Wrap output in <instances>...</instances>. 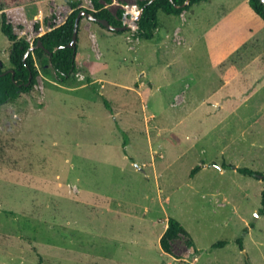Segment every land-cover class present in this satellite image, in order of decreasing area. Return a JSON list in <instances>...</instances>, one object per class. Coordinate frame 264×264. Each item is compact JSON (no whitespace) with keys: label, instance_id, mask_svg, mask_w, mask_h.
I'll use <instances>...</instances> for the list:
<instances>
[{"label":"rangeland","instance_id":"obj_1","mask_svg":"<svg viewBox=\"0 0 264 264\" xmlns=\"http://www.w3.org/2000/svg\"><path fill=\"white\" fill-rule=\"evenodd\" d=\"M73 1L91 7L0 6L33 47ZM143 1L99 0L129 31L102 30L96 58L78 47L66 85L36 61L32 91L0 107V264H264L263 183L235 170L264 175V22L247 0H207L160 13L145 41ZM9 50L0 32L4 68ZM170 218L188 235L167 254Z\"/></svg>","mask_w":264,"mask_h":264},{"label":"trees","instance_id":"obj_2","mask_svg":"<svg viewBox=\"0 0 264 264\" xmlns=\"http://www.w3.org/2000/svg\"><path fill=\"white\" fill-rule=\"evenodd\" d=\"M91 7L89 10L83 9L80 1H73L68 4L70 14L65 21L59 26L53 27L52 30L45 32L41 36L35 38L33 47L40 41L43 49L36 48L30 51L24 58L25 53L29 51L30 44L18 37L15 29L8 21L5 12L0 6V32L10 44L8 55L9 68H4L0 65V75L7 70H12L5 75L0 76V107L6 103L16 100L22 94H28L32 91L37 76L36 61H38L42 73L46 77H51L50 64L54 71L53 81L59 85H66L68 81L72 80L73 75L77 74L76 56H77V42L76 50L73 51L66 47L70 42L73 32L74 20L77 13L85 10L92 16L107 20L110 25L122 26L124 11H117L115 15L111 14L99 0H90ZM108 2V0H106ZM206 0H145L140 4L142 13L136 24V36L140 40L151 41L156 30L159 27L160 13L171 16H179L183 11L188 10L192 5L204 2ZM252 12L264 22V5L261 0H247ZM93 24H96L92 22ZM80 25V24H79ZM103 30L104 27L96 24ZM108 31V30H106ZM112 32L111 34H124L128 32ZM47 52H46V51ZM29 76H31L29 81ZM29 82V84H27ZM227 168L234 169L231 165ZM241 175L253 177L263 183L260 199V213L264 215V175L258 174L245 168L235 169ZM198 168L191 171L190 176H194ZM178 234L188 235L187 232L175 220L170 218L167 223V229L160 240V247L163 252L170 254L169 241L175 238ZM225 243L219 242L213 247L223 246ZM41 263V258L39 259Z\"/></svg>","mask_w":264,"mask_h":264},{"label":"water","instance_id":"obj_3","mask_svg":"<svg viewBox=\"0 0 264 264\" xmlns=\"http://www.w3.org/2000/svg\"><path fill=\"white\" fill-rule=\"evenodd\" d=\"M261 3L264 5V0H261ZM141 13H142V9H140L138 15H136L134 17V19H133L134 20V24H135L136 21L139 20ZM124 18H126V15L124 16ZM82 19H87L88 21L94 22V23H96V24L104 27L106 30L112 31V32L126 31V30H128L130 28V26H128V25H122V26H113V25H110V23L107 20L96 18V17L92 16L90 13H88L87 11L81 10V11H79L77 13V15L75 17L74 25H73L72 37H71L70 42L66 45L67 48L72 49L73 51L76 50V42H77L78 29H79L80 21ZM36 48L43 49L40 41L37 42L36 46L29 48V51L25 53L24 58L28 55V53L30 51H33ZM1 64L2 63L0 62V65ZM8 72H10L11 74H13V71L12 70H7L2 75H5ZM2 75H0V76H2ZM30 78H31V76H29V81H30ZM27 84H29V82Z\"/></svg>","mask_w":264,"mask_h":264},{"label":"crops","instance_id":"obj_4","mask_svg":"<svg viewBox=\"0 0 264 264\" xmlns=\"http://www.w3.org/2000/svg\"><path fill=\"white\" fill-rule=\"evenodd\" d=\"M3 11L5 13L9 12L8 9H5ZM70 12H69V14H70ZM30 16H31V14H30ZM38 17H39V15L32 14L33 19L38 18ZM80 23H81V21H80ZM97 28L101 29L96 24L90 23V21H89V23L84 26L83 31H81L83 37L81 36V37L77 38L78 39L77 47H80L83 44V46H87L89 48L88 57H91L94 55V58H96V55L100 56L101 49H102V51L105 48H106V50L108 49L107 43H108L109 39L107 37L108 35H106L107 33H103L104 32V31H102L103 29H101V31H99V30H97ZM105 32H108V31H105ZM9 46H10V44H9ZM77 50H78V48H77Z\"/></svg>","mask_w":264,"mask_h":264},{"label":"built area","instance_id":"obj_5","mask_svg":"<svg viewBox=\"0 0 264 264\" xmlns=\"http://www.w3.org/2000/svg\"><path fill=\"white\" fill-rule=\"evenodd\" d=\"M138 13H139V12H136L134 15L136 16V15H138ZM135 16H134V17H135ZM134 17H133L132 19H134Z\"/></svg>","mask_w":264,"mask_h":264}]
</instances>
